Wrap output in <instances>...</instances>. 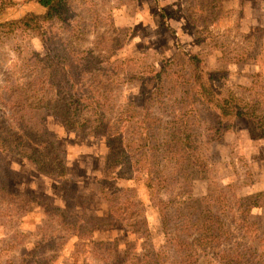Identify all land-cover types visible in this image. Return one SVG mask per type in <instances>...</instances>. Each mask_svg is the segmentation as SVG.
Returning a JSON list of instances; mask_svg holds the SVG:
<instances>
[{
    "label": "rangeland",
    "instance_id": "rangeland-1",
    "mask_svg": "<svg viewBox=\"0 0 264 264\" xmlns=\"http://www.w3.org/2000/svg\"><path fill=\"white\" fill-rule=\"evenodd\" d=\"M44 12L37 0H0V23ZM85 49L107 59L96 67L111 75L104 79L107 83H116L119 106L131 100L140 109L142 93L151 83L148 106L150 117L159 120L161 148L169 131L179 125L191 136L189 152L199 162L186 178L188 187L180 195L159 194L163 199L175 197L173 207L185 216L176 219L169 209L162 224L152 190L131 179L133 174L123 173L116 184L136 187L149 235L128 233L121 219H108V204L100 194L111 183H101L108 143L66 130L57 116L44 111L40 117L63 151L65 175L54 182L18 155L2 157L6 188L25 210L12 208L13 200L0 195V264H106L69 229L77 219L88 230L98 227L91 234L94 242H112L118 250L129 244L143 262L150 264L160 253L158 264H171L168 233L174 222H188L187 218L192 227L184 238L195 241L190 244L192 261L198 253L194 264H219L221 251L229 256L235 250L240 256L254 251V264L264 263V197L261 205L248 209L245 220L248 201L240 206L243 198L264 194V138H251L240 115L220 117L193 85L199 72L217 95L234 98L239 109L264 111V0H62L53 20L39 30L1 29L2 127L10 115L1 99L6 87L12 82L34 87L40 77L34 73L44 69L45 62L56 57L60 65L65 53L71 56ZM147 77L150 82L144 80ZM163 163L171 166L168 157ZM40 202L61 209L71 206L67 223H60ZM81 218L93 220L84 223ZM198 237L202 240L196 241ZM36 242L41 243L34 246Z\"/></svg>",
    "mask_w": 264,
    "mask_h": 264
},
{
    "label": "trees",
    "instance_id": "trees-1",
    "mask_svg": "<svg viewBox=\"0 0 264 264\" xmlns=\"http://www.w3.org/2000/svg\"><path fill=\"white\" fill-rule=\"evenodd\" d=\"M61 1L37 0V3L45 8L43 14L30 13L20 19L0 23V30H39L45 22L53 20ZM68 56L70 54L65 53L60 57L58 60L60 65L55 63L56 57H53L50 62H45L44 69L34 73L36 76L40 75L34 87L24 88L12 82L6 87V91L2 92V102L8 107L10 115L6 120V126L2 127L0 123V169H2V157L12 153L32 163L39 173L54 182L64 177L63 151L58 147L56 138L45 126L43 118L40 117V113L49 111L60 119L66 130L102 137L108 143L109 151L105 158L101 183H107L109 180L111 183L107 185L106 190L105 186L100 189L101 196L108 204V219L113 221L121 219L128 233L149 235L142 204L137 199L136 187H121L116 184V181L123 178V173L133 174L131 179H138V184L141 181L145 187L152 190L153 195L158 198L156 208L162 224L165 225L169 209L172 217L176 218L179 215L184 217L185 215H181L182 213L173 207L177 202L171 199L176 198L170 195L172 192H175V195H180L181 191L185 192L188 187L186 178L192 172V167H197L199 162V157L195 159L189 152L188 143L191 136L186 128L179 125L175 130L169 131L161 148L159 120L150 117L148 106L152 94L151 83L146 87L147 91L142 93L143 103L140 109L147 113L143 117L140 116V109L131 100L121 106L118 105L120 99L116 83L113 84L112 81L107 83L105 80H110L111 75L104 70V67L103 71L102 67H96V63L100 60L107 62L103 55L100 53L93 55L85 49L81 53H72L70 57ZM151 79L147 77L144 80L150 82ZM40 80H43V84L38 86ZM193 85L200 97L214 107L220 117L240 115L247 122L251 138H264V111L260 112L257 109L256 111L260 113L256 114L254 111H245L242 107L239 109L234 98L217 95L210 83L202 79L199 72L194 74ZM166 157L171 166L163 163ZM121 163L124 164L123 167L117 169ZM175 174L181 175L178 177ZM4 179H7V176L0 171V195L3 197L7 195L12 200L17 199L7 190ZM176 188L179 192L174 191ZM160 193H170V198H159ZM261 197H264V194L257 193L241 200L240 206L247 201L249 204L248 207L245 206L247 211L243 220L247 219L250 207L261 205ZM40 204L46 211L52 212L50 214H56L60 223H67L66 213L71 206L61 209L53 207L50 203L40 202ZM10 206L21 213L25 210L14 200L10 202ZM218 219L220 217L216 215V225L219 227L221 223ZM91 220L93 219H82L84 223H91ZM187 220L188 222L178 220L177 225L174 222V228L168 233L166 244L172 251L171 264H187V258L189 264H194L198 257L195 251L192 261L193 248L190 244H194L195 241L187 242L184 238L192 227L190 219L187 218ZM78 222L79 219L71 221L72 227L70 225L69 229L76 238L87 242L89 251L106 264H148L143 262L140 253L134 252L133 246L129 244L124 250H118L112 242H94L91 240V234L98 227L88 230ZM221 238L220 231L216 229V242L220 243ZM195 240L199 241L202 238L198 237ZM40 243L36 242L34 246ZM225 253V251L220 252L219 264H254L255 258L252 259V257L257 255L254 251L246 256H240L236 250L229 256H225ZM159 256L161 257L160 253H156L150 264H158Z\"/></svg>",
    "mask_w": 264,
    "mask_h": 264
}]
</instances>
